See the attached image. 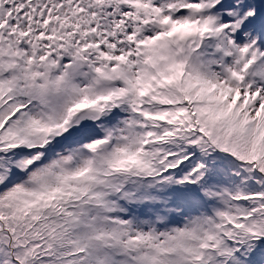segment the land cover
Here are the masks:
<instances>
[{"label": "snow or ice", "instance_id": "obj_1", "mask_svg": "<svg viewBox=\"0 0 264 264\" xmlns=\"http://www.w3.org/2000/svg\"><path fill=\"white\" fill-rule=\"evenodd\" d=\"M0 264H264V0H0Z\"/></svg>", "mask_w": 264, "mask_h": 264}]
</instances>
